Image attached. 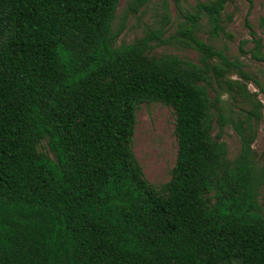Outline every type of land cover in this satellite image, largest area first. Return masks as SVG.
Segmentation results:
<instances>
[{
    "label": "trees",
    "instance_id": "16d2710c",
    "mask_svg": "<svg viewBox=\"0 0 264 264\" xmlns=\"http://www.w3.org/2000/svg\"><path fill=\"white\" fill-rule=\"evenodd\" d=\"M230 1L180 9L164 37L165 1L163 27L118 45L120 0H0V264H264V161L252 146L263 104L246 83L264 93V78L198 35L233 37ZM252 36L240 51L264 62ZM176 42L199 62L149 54ZM226 94L249 109L226 112ZM152 102L175 113L162 186L134 151L137 110ZM228 124L241 142L233 159L220 141Z\"/></svg>",
    "mask_w": 264,
    "mask_h": 264
},
{
    "label": "rangeland",
    "instance_id": "374dc122",
    "mask_svg": "<svg viewBox=\"0 0 264 264\" xmlns=\"http://www.w3.org/2000/svg\"><path fill=\"white\" fill-rule=\"evenodd\" d=\"M133 0H120L119 9L113 23V31L122 29L117 43L130 44L141 39L148 31L157 30L164 24L165 1L169 6L171 23L164 29V37L173 34L182 21L180 9H191L198 1L208 0H150L138 12L129 11V5ZM226 31L232 34L228 38L223 34L218 39L209 38L207 31H201L198 35L207 42L220 49H225L232 60L240 58L245 64V69L260 79L264 78V62L258 61L250 53L243 55L240 51L242 41L247 40L246 50L254 47L252 32L256 38L262 39L264 53V0H231L225 9ZM149 54L160 56L163 54H176L183 59L199 62V54L196 50L180 43L155 46ZM233 79H239L233 76ZM251 93L263 104L262 119L257 127V136L253 143V150L258 159L264 161V93L253 83L246 81ZM226 94L225 111L236 116L241 108L249 109V105L241 97ZM212 96L214 94L212 93ZM218 127L213 131L216 136ZM221 142L228 150V158L233 159L241 150V142L232 125L228 124L221 131ZM41 150L49 152L46 142H43ZM134 151L143 172L149 182L156 186H162L171 179L172 170L176 164L178 142L175 135V113L172 107L162 102L141 104L137 110V125L134 138ZM260 202L264 205V189L261 192Z\"/></svg>",
    "mask_w": 264,
    "mask_h": 264
}]
</instances>
